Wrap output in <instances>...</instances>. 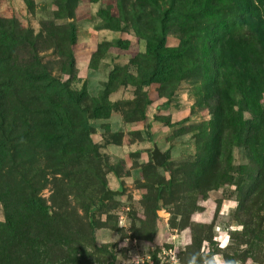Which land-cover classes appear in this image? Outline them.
<instances>
[{"label":"rangeland","instance_id":"rangeland-1","mask_svg":"<svg viewBox=\"0 0 264 264\" xmlns=\"http://www.w3.org/2000/svg\"><path fill=\"white\" fill-rule=\"evenodd\" d=\"M250 1L0 0V264H264L258 129L210 54L247 6L263 33Z\"/></svg>","mask_w":264,"mask_h":264},{"label":"trees","instance_id":"trees-1","mask_svg":"<svg viewBox=\"0 0 264 264\" xmlns=\"http://www.w3.org/2000/svg\"><path fill=\"white\" fill-rule=\"evenodd\" d=\"M256 1L264 7V0ZM250 2L253 4L254 0ZM245 14L251 15V19L248 20ZM260 18L261 15L253 12L250 6L245 8L244 13L239 11L236 19L247 26L240 24L212 33L211 39L215 45L210 54L219 97L232 107H237L240 128L248 123L243 118V112L252 114L261 144L258 150L264 153V24L262 34L252 24ZM26 42L33 47L35 40L26 39ZM33 49L35 52L31 56L39 62L38 71L44 78L53 80L48 65L41 63L37 50L35 47Z\"/></svg>","mask_w":264,"mask_h":264},{"label":"water","instance_id":"water-1","mask_svg":"<svg viewBox=\"0 0 264 264\" xmlns=\"http://www.w3.org/2000/svg\"><path fill=\"white\" fill-rule=\"evenodd\" d=\"M151 158L156 165H161L166 159L165 153L159 149L156 143L153 144V149L151 151ZM119 192L120 190H113L108 188L103 195V200H106L111 195L117 194Z\"/></svg>","mask_w":264,"mask_h":264},{"label":"clouds","instance_id":"clouds-1","mask_svg":"<svg viewBox=\"0 0 264 264\" xmlns=\"http://www.w3.org/2000/svg\"><path fill=\"white\" fill-rule=\"evenodd\" d=\"M189 264H196V257L193 256ZM205 264H218L217 258L215 256H212L211 258L207 259L205 261ZM226 264H236L235 261H227Z\"/></svg>","mask_w":264,"mask_h":264}]
</instances>
